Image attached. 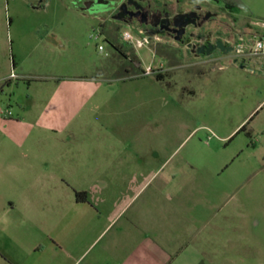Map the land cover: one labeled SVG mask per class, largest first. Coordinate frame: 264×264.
Masks as SVG:
<instances>
[{
	"label": "rangeland",
	"instance_id": "374dc122",
	"mask_svg": "<svg viewBox=\"0 0 264 264\" xmlns=\"http://www.w3.org/2000/svg\"><path fill=\"white\" fill-rule=\"evenodd\" d=\"M83 1L0 0V163L7 151L17 157L10 165L40 170L32 148L130 147L135 166L165 164L161 176L175 172L181 186L194 177L197 254L180 264H264V68L256 57L241 68L153 43L125 45L141 61L126 73L107 39L119 47L124 30L137 31H106L104 15ZM227 1L264 37V0ZM148 66L154 73L143 75ZM75 84L86 86L80 95ZM8 166L0 165V206L29 191L43 197L46 188L28 191Z\"/></svg>",
	"mask_w": 264,
	"mask_h": 264
},
{
	"label": "crops",
	"instance_id": "0c3cea01",
	"mask_svg": "<svg viewBox=\"0 0 264 264\" xmlns=\"http://www.w3.org/2000/svg\"><path fill=\"white\" fill-rule=\"evenodd\" d=\"M257 38L264 40L261 33ZM256 58L264 68V54ZM74 86L77 95L86 87ZM80 134L68 131L72 139ZM30 150L41 157L40 170L37 163L24 169L10 165L17 157L7 151L0 163L9 165L12 179L28 191L46 188L43 197L29 191L0 206V264H180L197 254L194 177L181 186L175 172L161 176L165 164L135 166L130 147ZM24 171L25 179L20 177ZM78 192L87 193L85 202L78 201ZM45 213L47 225H39Z\"/></svg>",
	"mask_w": 264,
	"mask_h": 264
},
{
	"label": "flooded vegetation",
	"instance_id": "af4514ba",
	"mask_svg": "<svg viewBox=\"0 0 264 264\" xmlns=\"http://www.w3.org/2000/svg\"><path fill=\"white\" fill-rule=\"evenodd\" d=\"M89 11L103 14L104 28L119 24L142 31L152 38L150 45L159 44L162 52L183 58L184 54L201 62L229 59L235 65L252 61V56L236 52L240 42L252 43L260 33L243 23L227 0H84ZM248 38V40H246ZM119 47L110 43L125 61L124 72L134 70V51L119 39ZM228 47L234 50L227 53ZM237 60V63L234 61ZM161 72V71H160ZM158 72V73H160ZM160 75V74H157ZM163 79L162 75H160Z\"/></svg>",
	"mask_w": 264,
	"mask_h": 264
},
{
	"label": "built area",
	"instance_id": "2783aa9c",
	"mask_svg": "<svg viewBox=\"0 0 264 264\" xmlns=\"http://www.w3.org/2000/svg\"><path fill=\"white\" fill-rule=\"evenodd\" d=\"M122 39L124 42L133 47L136 51L140 49H145L150 46L152 38L142 31H137L136 33L131 30H124L122 32ZM103 46H99V50H103ZM237 54L241 56H252L258 57L264 54V40L261 38L255 39L252 43L240 42L235 47ZM161 70L162 64L159 66ZM143 75H151L154 73L152 66L145 67ZM12 77H15V74H11Z\"/></svg>",
	"mask_w": 264,
	"mask_h": 264
},
{
	"label": "trees",
	"instance_id": "16d2710c",
	"mask_svg": "<svg viewBox=\"0 0 264 264\" xmlns=\"http://www.w3.org/2000/svg\"><path fill=\"white\" fill-rule=\"evenodd\" d=\"M237 6H235V4H233V10L234 12H236L237 10ZM134 65L136 66L135 70H141V61L139 60V58L137 56H134ZM156 78L158 80H161L160 75H156ZM245 130V126H243L240 131ZM76 197L78 199V201L81 202H85L87 200V193L86 192H78L76 193Z\"/></svg>",
	"mask_w": 264,
	"mask_h": 264
},
{
	"label": "water",
	"instance_id": "95a60500",
	"mask_svg": "<svg viewBox=\"0 0 264 264\" xmlns=\"http://www.w3.org/2000/svg\"><path fill=\"white\" fill-rule=\"evenodd\" d=\"M233 50H234L233 47H228L227 50H226V52H227V53H230V52H232ZM234 63H237V60H235ZM242 68H243V67H242Z\"/></svg>",
	"mask_w": 264,
	"mask_h": 264
}]
</instances>
